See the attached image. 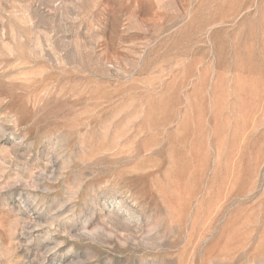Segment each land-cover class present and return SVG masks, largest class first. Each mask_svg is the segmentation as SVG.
I'll return each mask as SVG.
<instances>
[{"label":"rangeland","instance_id":"rangeland-1","mask_svg":"<svg viewBox=\"0 0 264 264\" xmlns=\"http://www.w3.org/2000/svg\"><path fill=\"white\" fill-rule=\"evenodd\" d=\"M0 264H264V0H0Z\"/></svg>","mask_w":264,"mask_h":264}]
</instances>
